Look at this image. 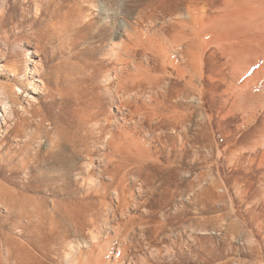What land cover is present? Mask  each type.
<instances>
[{
	"label": "rangeland",
	"instance_id": "1",
	"mask_svg": "<svg viewBox=\"0 0 264 264\" xmlns=\"http://www.w3.org/2000/svg\"><path fill=\"white\" fill-rule=\"evenodd\" d=\"M39 1L42 3L39 4ZM46 1L0 0V55L2 57L0 66L15 64L14 66H20L22 73L26 69L28 57H35L31 53L36 51L38 57L34 59L42 72L39 77L45 80L47 90L40 95H35L37 97L35 104L41 106L44 118L47 117L54 126L45 121L42 124L43 127L39 128L40 117L31 119L29 117L31 115H25L23 117L25 120L21 116L20 122L28 127L27 131L39 128L42 137L47 128L58 126L63 139L60 147L50 158L46 154L45 145L42 144L39 146L41 155L38 161L27 157L26 165L22 167L20 160L24 154L22 150H19L21 153L13 163L15 170L11 172L10 166L3 167L0 172V185L3 187L5 184L6 188L10 186L11 190L15 188L20 193L18 197L23 196L21 200L25 202V211H29L25 212V215L28 216L31 213L30 215L34 216H30L33 221L30 223L25 215L21 217L15 212L16 210H12L10 215L5 208H1L0 241L6 248L14 250L15 258L21 255L20 258H23L24 264L41 263L36 257L28 256L25 252L23 254L21 250L18 251L17 242L20 243L21 239L27 241L30 238L34 253L43 256L42 264H67L68 242L75 240L76 237L86 238L91 230L98 233L105 232L102 247L105 245L108 247L109 244H124L129 247L130 264H264V76L258 84L243 89L242 79L238 81V77L234 74L235 66L230 57L231 54L224 52L227 49H221L223 45L243 43V40L247 42L253 39L255 43L264 40V26L260 27L263 21L255 19L256 22L253 20V24L248 21L249 24L254 25L248 24V26L247 19L240 18L243 19V21L240 20L242 23L238 21L241 25H237V21L234 24V19L231 26L229 24L231 19L228 18V21L224 17L228 22L223 21L224 18H222L209 23V29L213 30H209L207 36L206 33H200L203 29L199 28L202 21L199 17L204 11L203 3H193L191 0H163L164 2L153 0L156 3L151 0H109L110 5L123 3L132 13L133 19L134 17L135 19L144 18L146 14L149 16L150 12L151 15L158 16L156 20H162L158 22L159 24L157 21L155 23L159 25H157L158 29L165 25L163 22L168 23L172 18L170 14H178L180 11L191 8L195 16L192 20L193 25L192 21L189 25L193 27H190V31L188 26L184 31L188 32L187 35L190 38L193 36L196 38L199 33L206 36L204 39L199 35L202 41H206L201 43L202 46L199 44L198 50L197 46L192 48L197 51L194 50V62L191 66L185 59L182 62L181 57L175 59L176 67L169 69L161 64H146L143 53L137 56L136 63L144 64L139 67L142 71L136 72L133 69L130 71L136 76L135 79L141 74L143 76L138 77L140 79L145 77L144 82L146 84L147 81L148 84L150 78L156 80L153 78L161 77L165 78V81L163 85L161 82L160 86L165 88L164 86L170 83L172 87L169 89L172 97L165 102L167 107L172 108L170 107V112H164L168 117L171 116L169 117L171 119L168 120L165 115L162 117L160 110L153 114L149 113L152 115L151 121L147 114L144 119H140L139 116H130L127 112L116 115L117 106L113 102L112 95L116 97V93L120 91L113 82L108 85L105 82L109 77L107 74H110L116 66L117 58L115 57L119 55V52L108 50L110 35L106 31L103 41L98 43L96 41L98 38L94 40L99 24L88 25L90 21L88 17L91 18L92 11L87 6L79 5L78 2L81 0ZM76 1L77 7L74 4ZM211 1L216 9L224 10L225 2L228 0ZM149 2L153 5L147 7ZM37 4L38 12L36 11L38 6L35 7ZM40 5L42 9L44 8V12L41 11ZM154 5H156L155 10ZM78 6H82L81 10ZM223 13L224 11L219 15ZM236 13L233 12V14ZM146 17L141 29L150 25L148 23L150 20ZM193 29H198L199 33L196 32L198 33L196 35L195 31L192 32ZM174 30L180 32L183 29ZM169 31L168 39L173 40L171 34H176V31ZM183 33L180 32L182 37L178 38L187 36L185 34L184 37ZM194 38L193 43L197 40ZM198 41L199 38L197 43ZM197 43L193 45H198ZM258 52L257 45L255 51L249 54L247 50L244 55L246 57L249 55L248 58L253 60L256 59ZM110 53L113 54L114 60L111 59ZM262 64V61L257 62L253 66V71L259 70ZM31 67L29 65V68ZM82 68H84L83 71L80 70ZM90 72H93L90 76L92 78L84 77ZM70 75L72 79L68 81ZM104 77L107 79H103ZM123 77L124 81L130 79L132 82L133 80L128 74ZM18 80L6 72L0 74V84L20 85ZM145 84L144 86L141 84L142 87L133 92L136 93L139 90V107L147 109V106H150V111H153L158 107L156 101L162 106L164 97L158 93L159 89L151 92L147 89L150 87L149 84ZM58 89L64 91V99L56 95ZM74 95L75 98H72ZM76 103H80V107ZM77 108L85 110L84 113L78 112L80 117L83 116L82 120L84 116L86 120L91 117V120L84 121V119L85 123L80 120L78 113L76 114ZM29 113L37 115L35 109H29ZM92 114L94 116H91ZM172 115L178 119L174 124L177 125L176 128L173 125L176 119H172L174 118ZM162 118H165V122L168 121V126L163 122L164 120L160 122ZM81 122L85 125L89 122L88 127L84 125L83 128ZM67 132L68 135H66ZM108 132L115 133V141L122 144L125 153L117 166L118 169L114 170L115 167L103 172L102 166L101 175L106 176L104 181L99 177L100 171L96 160L101 157L106 163V157L110 154L105 141L103 142ZM159 133L163 135L161 137L163 142L158 139ZM18 134L20 133L13 131L5 140L12 149L22 139L18 137ZM17 139H20L19 142L15 141ZM40 141L35 139L31 142L30 150L27 149L30 151V156L33 157L34 150L38 149ZM92 149L95 151L92 152ZM89 160H94L92 164L96 167L90 164L92 161ZM138 166H143L140 169H144L139 172V168H135ZM89 171L96 179L100 178L98 179L101 182H98L100 187L91 190L88 186ZM118 171H121L120 176ZM118 176L123 180L122 182ZM112 177H117V181L120 180L122 186L128 189V195H131L132 191L136 195L134 204L123 217L122 209L114 213V206L110 204L112 198L105 201L98 196L100 193L107 194L105 189L112 190L114 186H117L116 182L112 181ZM68 193L69 196L76 194L73 196L81 197L75 205V217L66 215L67 212H62L63 209H60L56 212L58 213L56 219L53 215L48 220L49 212L45 221L42 220L45 224L39 222L40 219H36L31 209L36 203L33 202L32 205L31 200L42 199L41 203L44 202L45 207H49H47L48 211L50 209L52 211V198L55 199L58 195L57 199L62 202V196H68ZM139 193L141 196H138ZM114 214H116L115 218H113ZM22 222H24L23 226ZM39 223L42 229L39 228ZM110 225L114 226L115 232L106 230L111 227ZM120 227L123 233L119 232ZM19 228L28 233L27 235L32 234L28 238H21ZM5 247L3 251L0 250V257L3 255L0 264H7L4 259ZM15 251L20 252L19 255ZM97 254L98 251L90 256L93 257L90 263L98 264ZM14 260L11 259L10 264H13Z\"/></svg>",
	"mask_w": 264,
	"mask_h": 264
},
{
	"label": "bare ground",
	"instance_id": "2",
	"mask_svg": "<svg viewBox=\"0 0 264 264\" xmlns=\"http://www.w3.org/2000/svg\"><path fill=\"white\" fill-rule=\"evenodd\" d=\"M152 1L153 0H151V2ZM188 1H190V0H188ZM191 1L193 3H203L204 4V7L202 8L204 11L202 12V15H200V17H199L200 19H202L201 26L199 25L200 26L199 28L201 29V27H202V29H203V30L201 29L202 31L200 33H206L207 34L209 32V30H210L209 29V26H210L209 23L210 22H215V21L220 20V19H222L224 17L226 18V20L228 18L231 19V21L229 22V24H231V26H233L232 21L234 19H235L234 20V24H236L235 23L236 21L237 22L240 21V20L243 21V19H240V18H244L245 20L247 19L246 20L247 22L244 20V23L246 22V25L249 24L248 21L252 22V24H253L256 21H259V20L261 21L262 20L263 22H262V25L260 23V27L262 28L264 26V0H228V1L225 2V6H224L225 9L224 10H222V8L216 9V7L214 6V3L211 0H191ZM60 2H62V1H60ZM151 2L147 3V5L149 4L147 7L153 5V4L150 5ZM163 2H160V3L163 4ZM22 3H24V2H22ZM28 3H29V1H28ZM40 3H42V1L41 2L39 1V4ZM43 3H44V1H43ZM76 3H77V1L74 2V4L77 7V4ZM78 3H79V5L87 6L90 9V11H92V13L90 12L91 13L90 14L91 15V18L89 19V17H88V20H90L88 22V25L89 26H93L96 23L99 24V28L97 27L98 28L97 29L98 31L96 30L97 31V34L94 32L96 34L95 35L96 37H94V40H95V38H98V40H96L98 43L100 41H103L104 40L103 36L105 34H107L106 32H108V34L110 35L109 36V38H110V45L107 46L108 47V50L111 51V52H117V53L119 52V55L117 57H115V59L117 58L116 66L114 67V69L111 70L110 74H107V76L109 75V77H107L105 75L108 79L106 77L103 78V79H105V78L107 79L106 82L104 80V82H105L106 85H108L111 82H113L114 84H116L115 86L118 87V89L120 91L119 93H116V97L111 92L114 95V96L112 95L113 102L117 106V112L118 113L116 115H118V114H124V112H127V113H129L130 116H139L140 119H144L146 117L145 114H147V115H149L148 117L150 119L151 118L150 116H152V115L149 114V113H152L153 114L155 111L156 112H159L161 110L162 117H164L163 116V115H165L164 112L169 111L172 108L171 106H170L171 108L169 106L167 107L166 106V103H165L166 101H169V98L170 97H172V96H170V93H172V92L171 91L169 92V89L172 88L171 85H169L170 83H168L166 85L164 84L165 85L164 86L165 88H163V86H160V85H161V82H162V85H163V82L165 81L164 80L165 78H161V77H159L160 79H157L158 77L157 78L156 77L153 78V79H156V80H152L151 78L150 79L147 78V79H149L148 84H149L150 87L149 88L146 87V88L149 89V90H151V92L152 91L154 92L156 89L157 90L159 89L158 90V93L164 97V102L162 103V106H160L161 103H159L158 101H156L157 104H158V107L156 109H154L153 111H150L151 110V108H149L150 106L149 107L147 106V109H145V107L143 108V107H139L138 106V95L140 94L138 92L139 90L136 93L133 92L135 89L141 88L142 87L141 84L144 86V84H145V82H144L145 80L144 79H146V78L145 77H142L143 79L141 78L142 79V81H141V79L139 77L140 76H143V75L140 74V76H139L138 74H136V75L139 76V77L137 76V78L140 80L139 81L137 78L135 79L136 76L134 74H132V72H130V71L132 69L134 71H136V72L142 71V70L139 69V67L142 64H144V63L143 62L142 63H139V64L136 63L137 56L140 55V54H142V53H143L142 55H144V57H145L144 62L146 64H148V65H150V64H161V65H164L166 67H169V69H171V68L174 69L176 67L175 59L181 57L180 59L182 60V62L185 59L186 62L191 66L193 64V62H194L193 61V53L195 54V52L198 50L199 44H200V46H202L201 43L203 44L206 41V40L202 41L200 39V38L204 37V34L202 36V34L199 33V30H198L199 28L196 29L197 31L194 30L195 28L192 30V32L195 31L194 32L195 34H196V32H198L199 33V34L197 33L198 36L199 35L202 36V37H200V36L198 37L197 36L199 38V41H198L199 43H197V40H198V38L196 37L197 34L196 35L194 34L195 37L197 38V40L194 41V43H193L192 39L194 38V36L192 35L193 37L190 38V36L187 35L188 32L186 33V31H184V30H186L188 28V26H189V29L191 27L189 24H191V21L194 20V16H195L194 15V13H195L194 10H192L191 8H188L185 11H180L178 14H173V13L170 14L172 16V18H170V20L168 21L167 24L165 22H163V24H165V25H163L164 27L161 26V29H160V27L158 29L157 28L159 26L158 25L159 24L158 22H160L161 19L159 18L160 20L158 19L159 21H157L156 19L158 18V16L156 17L154 15H151L152 14L151 12H150L151 14L149 13V16L146 14V16H148V18L146 16H144V18L143 17L142 18L141 17L140 18H137L136 17L137 19H135V17H134V19H133L132 15H131L132 13L129 12L128 8H126L123 5V3L118 4V5H110L109 0H81V2L79 1ZM111 3H113V2H111ZM153 3H156V2L153 1ZM36 6H38V4L35 5V7ZM140 6H143V4L142 5L140 4ZM155 6L156 5L153 6V9H154ZM40 7L42 9V6L41 5H40ZM80 7H82V6H80ZM38 9H39V6L36 8V11L37 12H38ZM43 9L41 11H43ZM80 10H81V8H80ZM231 10L233 12H237V13L236 14H233V12ZM85 11H84V13H85ZM94 11H96V12H94ZM223 11L226 14L224 15V13H223L222 15H219V13H221ZM23 14H26V13L23 12ZM38 17H40V16L38 15ZM145 17L148 20H150V22H148V23H150V25L147 26V27H143L141 29L142 24L145 22ZM225 18L222 19V20L223 21H226ZM35 19H37V18H35ZM195 19L197 20L196 17H195ZM229 19H228V21H229ZM236 19H238V20H236ZM255 19H258V20L255 21ZM253 20H254V22H253ZM156 21L158 23L157 24L158 26L155 24ZM165 21H167V20L165 19ZM228 21H226V22H228ZM193 23L194 22L192 21V25H193ZM241 23L238 22L237 25H239V24L241 25ZM252 24H249V25L251 26ZM146 25H147V23H146ZM243 26H245V25H243ZM243 26H242V28H243ZM252 26H254V25H252ZM177 28H182L183 30L180 31V32L183 33V31H184L185 32V33H183L184 34V37H185V34L187 36L185 38H178V37H182V34H180V32H177L176 30H174V29H177ZM254 28H256V27H254ZM91 29H92V27H91ZM247 29H249V27ZM169 30L176 31V34L173 33V31H172V33L174 35L171 34L172 35L171 38H173V40L168 39V36L169 35L167 33L168 32L170 33ZM212 30H210V31H212ZM257 30H258V28H257ZM190 31H191V29H190ZM224 31H226V30H224ZM179 34L181 36H179ZM189 34L191 35V33H189ZM211 34H213V33H211ZM255 34H256V32H255ZM224 35L225 34H223V36ZM207 36H208V34H207ZM205 37H204V39H205ZM196 38H194V40ZM178 39L183 40L184 42L183 41H179ZM245 40H247V39H245ZM252 40L247 41V42H245L243 40V43H238L237 42L238 44L235 43L236 45L235 44H232V43L230 45H223L222 43H220V44L223 45L221 49H223V50L224 49H227V50L229 49V51H227V50L225 51L224 50V52H229L231 54L230 57L233 59L234 66H235L234 67V74H235V76L238 77L237 78L238 81L242 79V85H243L242 87H243V89L245 87H250L253 84H256V83L258 84V81H262L260 79H262L263 78L262 76H264V40L260 39L262 41L257 42L258 44L254 42L255 40H253V42H252ZM92 42H94V41H92ZM195 42L198 45H193V44H195ZM207 44L208 43H206V45ZM256 44L259 46V52L256 55V59L254 58L252 60V59L248 58L249 55L246 54L248 56V57H246L244 54L246 53L247 50H248L249 54L253 50L255 51V48L257 46ZM216 45H217V43H216ZM218 45H219V43H218ZM195 47L197 48V50L192 49V48H195ZM218 49H220V48H218ZM194 50H195V52H194ZM109 51H108V54H109ZM229 53H227V54H229ZM31 54L34 55L35 57H38L36 51L33 52V53H31ZM110 54H111V57H112L113 54L112 53H110ZM227 54H225V55H227ZM115 55H117V54H115ZM243 55H244V58H243ZM35 57H33V58L28 57L29 59L27 61L26 69L24 71H22V73H21V71L19 69L20 66H18V65L17 66H14L15 64L14 65H9V66H4V65L3 66L2 65L0 66V74L2 72H6L11 77H14L15 79H19L18 81H19V84H20V85H18V84L8 85L6 83L0 84V172L2 171L3 167H6V166H10V171L11 172H13L15 170V166L13 165V163H14L15 159L18 157V155L21 153V151L19 152V150H22V153L24 154L23 158L20 160L21 161V165L23 167V166L26 165L25 161H26L27 157L30 160H36V161H38L40 159L39 158L40 155H41V149L39 148L40 145H42V144L45 145L46 154L50 158L52 156V154L55 153L56 149L58 147H60L61 141L63 140L62 137H61L62 134L60 133V130H59V127L58 126H55V127H52V128H47L45 130V134H44L43 137L41 135V132L39 131V128L43 127L42 124L45 121L46 122H49L50 120H48L47 117L44 118V116H43V109L41 108L40 105L38 106L37 104H35V103H37V97H35V95H40L45 90H47V84H46L45 80L42 77H39L42 72H41V70L38 67V62L35 61V59H34ZM1 59H2V57L0 55V60ZM111 59H113V57ZM261 61L263 62V64L261 65V67L259 68V70L253 71V66L256 65L257 62L258 63H261ZM29 65H31L32 67L29 68ZM79 67H82V66L80 65ZM80 70L83 71L84 68H82ZM91 71H93V70H91ZM92 74H93V72H90L89 74H86L84 77H90V76H92ZM125 74H128V76H130L129 78H132L133 79L132 82H131L130 79H125L126 81H124L123 75H125ZM90 78H92V77H90ZM70 79H72L71 78V75H70V78H69L68 81H71ZM143 82H144V84H143ZM149 82L152 83V84H150ZM57 83L59 84V82H57ZM148 84H147V81H146V84L145 85H148ZM105 89H107V88H105ZM236 89H237V87H236ZM247 90H248V88H247ZM246 94H244V95H246ZM56 95H59L60 99H64V97H65L64 91L62 89H58ZM73 97L75 98V95L72 96V98ZM25 103H26V105H25ZM76 105L77 106L79 105V107H80V103L79 104L76 103ZM78 108H77V110L75 109L76 110V114L78 112L84 113L85 110H82V109L79 110ZM29 109H35V114H37V115L35 116L34 114L32 115L31 113H29ZM75 110H73V112H75ZM144 110H146V111L143 112ZM86 112H88V114L90 116V112L88 110ZM25 115L26 116L27 115L28 116L31 115V116H29V117H31V119L32 118H35V117H40V120H39L40 122L38 123V127L39 128L38 129L37 128H34L32 130L30 129L29 131H27V128L28 127H25V125H23L20 122L21 121V116L23 118V117H25ZM155 115H157V114H155ZM155 115H153V116L155 117ZM77 116H79V113H78ZM91 116H94V115L92 114ZM148 117H147V119H148ZM160 117L161 116H159V118ZM165 117H167L168 120L171 119V118H169L171 116L168 117V115H165ZM172 117H174V116L172 115ZM81 118H83V116L80 117V120H82ZM85 118L86 117L84 116V119ZM107 118H109V117H107ZM89 119L91 120V117H89L87 120L89 121ZM154 119L155 118H153V120ZM164 119L162 118V120H160V122L163 121ZM167 119H166V121H167ZM172 119L175 120L176 118L174 117ZM77 120H78V117H77ZM87 120L85 119L84 121H87ZM177 120L178 119H176V121L173 123V125L175 123H177ZM151 121H152V118H151ZM171 121H173V120H171ZM83 122H81V123H83ZM163 122H165V120ZM167 122H165V123L168 126V123ZM170 122H169V125H170ZM29 123H30V121H29ZM84 123H83L82 127L85 125ZM86 123L89 125V122H86ZM106 123H105V125H106ZM50 124H52V123H50ZM88 125L86 127H88ZM52 126H54V125L52 124ZM171 126H172V122H171ZM175 126L177 127V125H174V127ZM174 127H172V129ZM95 128H96V126H95ZM108 130L111 131L110 129H108ZM13 131L20 133V134H18V137H21L22 138V139L20 138L21 140L20 139L15 140L17 142H19V140H20V143H17L14 149H12L9 144L5 143V140L7 139V136L10 135V133H12ZM175 131L177 132V130H175ZM113 132H110V133L108 132L107 136L105 137V140H103V142L105 141V143H106V148L108 150H110V154H109V156L106 157V160H105L106 163L104 162L103 159H101V157H99L97 160L94 158L96 160V163H97V168L100 171L99 177L101 179H103V180L106 179V176H102L101 175L102 166L104 168L103 169V172H107L110 168H115L116 167L114 170L118 169L117 166H118V164L122 160V155L125 153V150L123 149L122 144L121 143H118V141H115V133H113ZM99 133H101V132H99ZM99 133H97V134L99 135ZM159 134H160V136H159L158 139H160V141H161V137L163 135L161 133H159ZM66 135H68V132L66 133ZM179 137H181V136H179ZM35 139L36 140H41V141L38 144V149L34 150L35 152H34V155L32 157V155L31 156L29 155V152H30L29 150L31 148L30 146L32 145L31 142H33V140H35ZM181 139H183V138L181 137ZM161 142H163V141H161ZM163 145H165V144H163ZM91 148H92V146H91ZM27 149H29V150H27ZM94 149H92L93 150L92 152L95 151ZM100 150H102V149L100 148ZM101 152H99V154ZM134 158H135V156H134ZM91 161H90L91 162L90 164H92L94 162V160H91ZM135 161H136V159H135ZM92 165H89V166H92ZM86 166H88V165H86ZM143 166H138V167H135V168H139L138 171L141 172L140 170H143L144 168L143 169H140V167H143ZM94 167H96V166H94ZM135 168H133V169H135ZM119 170H121V169H119ZM89 172L90 173L87 172L88 173L87 175L89 176V177H87V178H89V180H88V184L89 185L88 186L91 188V190H92V188L95 189V188L100 187L101 185L98 184V182H99L98 179H100V178L96 179L91 174V171H89ZM118 172H120L119 173V176H120L121 171H118ZM119 176H118V179L121 180V178ZM116 178L117 177H115V178L112 177L111 179H112V181L116 182L117 186H114L112 188V190H110L111 188L110 189L103 188V189H105V192H108V193L107 194L103 193V195L100 193L98 196L100 198H102L103 200H105V201H106V199H111L112 198V202L110 201V204L111 203L113 204L115 210L112 207H110V208H112L114 210V213H117L118 210H121L122 209V212H121L122 215L121 216L123 217V216H125L126 213H128L127 211H129V209L131 208V206L134 204L133 203V200H134V198H135L136 195L132 193L134 191H132V192L130 191L131 192V195H128L127 194V190L128 189L126 190V187L124 188L122 186V183L119 182L120 180L117 181ZM122 181L123 180H121V182ZM136 182H137V180H136ZM99 183H101V182H99ZM4 186H5V184L3 185V187L1 186V188H0V209L1 208H5L6 211H8L10 213V215L12 214V210H16L15 212L18 215H20L21 217L24 216L25 215V212H26L25 211L26 209L24 207L26 205H25V202H23L21 200L23 196L21 195L22 197L19 198L18 196H19L20 193L15 188H14V190H11V188H9L10 186L8 188H6ZM6 186H8V184H6ZM57 192H59V191H57ZM63 192L64 191H62V193ZM53 193H55V192H53ZM71 195L69 196V193H68V196L67 195H64V197L62 196V198H63V199H61L62 202H60V200L57 199L58 195L56 196L55 199L52 198V203H51L52 204V211H51V209L48 211V209H47L48 206L45 207V203L44 202H42V203H44V205H42V203H41L42 199L40 201L37 200V199L35 201L34 200H31V201L29 200L30 202H32V205H33V202L36 203L35 206H33V208H31L32 211H33V213L35 214L36 219H40L41 221L38 220L39 222H43L42 220L45 221V218L48 216V213L49 212H50V214H49L50 217H48V220L53 215H55V216H53V218H55L56 217V214H58L56 212L60 211V209H63L62 212L63 211H66L67 212L66 215H68L70 217H72L74 215V217H75V212H74L75 211L74 209L76 208L75 205L77 203V200L79 198H81V197L78 198L76 196H73V195H76V194H71ZM138 196H141L140 193H139ZM8 198H10V199H8ZM31 198H32V196H31ZM28 199H30V198H28ZM33 199H35V198H33ZM56 199L58 201H56ZM45 202H46V199H45ZM100 202H102V201H100ZM146 203H148V202H146ZM32 211H30V212H32ZM28 212H26V213H28ZM30 214H28V216L25 215L26 216L25 218H26V220L28 219V222L32 223L33 221H32V219H31L30 216H32L33 214L32 215H30ZM115 215L116 214H114V217L113 218H115ZM21 217H19V218H21ZM35 217H34V219H35ZM20 221H18V222H20ZM43 223L45 224V222H43ZM53 223H55V222L53 221ZM108 223H109V221H108ZM22 224H24V222H22L21 225ZM50 225L52 226V223ZM32 226H34V225H32ZM54 226H55V224H54ZM25 228H26V226H25ZM25 228H24V230H25ZM39 228H40V223H39ZM40 229H42V228H40ZM106 230L115 232L114 226H111V227L107 228ZM130 230L131 229H129V231ZM92 231L93 230H91V232L89 233L88 236H86V238L85 237L84 238H79V237L74 236V238L76 237V239L73 240V241L71 240V242H68L69 244H67L68 245V248H67V251H66V260H67L66 262H67V264H92V263H90V261H91V258H93V257H90V256L94 255L97 251H98V254H97L98 256L96 257V259L98 258V260H97L98 261L97 262L98 264H130L129 263V260H130L129 247H127L124 244H120V245L109 244L108 247L106 245L104 247H102L101 244L104 241L103 239H104V233L105 232L104 233L103 232H99L98 233V232H94V231L92 232ZM119 232L123 233V231L121 230V227H120ZM20 233H21L20 234V237L21 238L22 237L28 238L29 235L32 234V233L29 232L30 234L27 235L28 233L26 234L25 231H22V230L20 231ZM96 233H98V234H96ZM126 234H128V232H126ZM8 238H9V236H8ZM12 238H13V236H12ZM9 239H11V238H9ZM105 239H107V238L105 237ZM107 240H105V241H107ZM108 243H110V242H108ZM17 244H18V251L21 250V252H23V254L25 252V253L28 254V256H34V257H36L39 260V263H41V264L44 262L43 256H38V255H36L34 253L33 245L31 244L30 238L27 241L21 239L20 240V243L17 242ZM4 247H5V244H3L0 241V250H2ZM5 251H6V257L4 255V259L7 262V264H10V260L11 259H15L13 264H24L23 261H22L23 258H20L21 255L19 256V258L18 257L15 258L14 250H12L11 248H6ZM19 253L20 252H16V254H18V255H19ZM2 257H3V255L0 257V259ZM29 260H31V259H29Z\"/></svg>",
	"mask_w": 264,
	"mask_h": 264
}]
</instances>
